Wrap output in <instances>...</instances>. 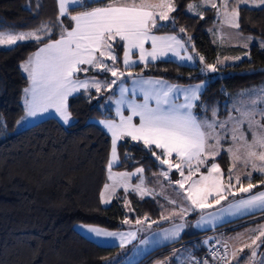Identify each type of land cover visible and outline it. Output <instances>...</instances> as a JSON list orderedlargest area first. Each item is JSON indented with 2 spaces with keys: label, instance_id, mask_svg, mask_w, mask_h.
Instances as JSON below:
<instances>
[{
  "label": "trees",
  "instance_id": "trees-1",
  "mask_svg": "<svg viewBox=\"0 0 264 264\" xmlns=\"http://www.w3.org/2000/svg\"><path fill=\"white\" fill-rule=\"evenodd\" d=\"M190 1L193 0H175V26L168 22L154 31L174 32L184 40L191 36L196 51L209 64L216 63L219 53H247V56L219 65L216 73H202L200 64H181L172 59L156 60L147 67L137 64L125 70L122 42L114 43L113 47L121 71L183 85L208 81L200 96L203 105L197 102L195 112L198 116H209L213 107L218 108L241 90L264 81V49L256 44L249 48L214 44L208 32L215 19L213 9H207L203 18L191 15L185 12ZM105 2L99 0L98 4L90 6H102ZM69 10L75 14L82 9L71 6ZM58 16L57 0H0V30H30L45 22L52 26L51 38L58 39ZM60 19L65 26L71 25L68 17ZM238 23L242 33L264 37V5L240 6ZM180 27L186 32L180 33ZM46 42L47 37L40 42L23 41L11 48L0 47V123L6 124L0 128V264H102L117 246L102 245L86 237L77 230L78 223L118 230L125 227V218L156 219L163 213L165 204L152 196L141 198L133 191L119 192L108 205L101 202V192L109 177L111 137L96 119L115 117L109 100L114 88H101L100 94L91 89L69 97L72 120L68 124L47 117L13 132L18 119L25 114L23 90L29 84L21 65ZM93 74L111 77L110 73L90 68L88 73H80L79 78ZM227 113V110L219 112L220 115ZM152 151L161 155L162 150L155 147L149 150L142 142L125 138L118 145L120 160L114 169L141 166L145 177L151 179L164 168ZM215 160L224 170H229L230 158L226 151ZM260 181H264V175L255 173L251 183L257 187L252 192L264 188ZM241 182L247 186L249 180ZM125 200L130 208L125 207ZM206 234L196 231L194 236L176 245L155 249L152 255L187 245V241L193 245L189 252L193 256L201 255L214 239L210 235L205 237Z\"/></svg>",
  "mask_w": 264,
  "mask_h": 264
},
{
  "label": "snow or ice",
  "instance_id": "snow-or-ice-1",
  "mask_svg": "<svg viewBox=\"0 0 264 264\" xmlns=\"http://www.w3.org/2000/svg\"><path fill=\"white\" fill-rule=\"evenodd\" d=\"M230 2L231 10H229ZM98 3L99 0H58L59 16L56 21L60 27L58 39L51 38L52 26L45 22L27 31L0 30V46L8 48L18 42H40L47 37V42L43 43V46L21 65L30 82L29 87L23 90L26 116L34 117L39 113L54 109L67 124L72 120L68 105L70 96L81 90L88 93L91 89H95L97 94H100L102 87L110 89L119 81L120 96L116 99V115L119 117V122L111 119L100 121L111 134V158L108 169L109 179L113 181L111 185H104V192L101 193L102 203H111L112 197L116 195L117 185L127 192L129 190L128 179L144 171L143 168H138L135 173L112 174L111 172L114 162L118 160V141L130 138L134 142H142L146 149L151 150L155 147L162 150L161 155H157L155 151L151 154L162 165L168 166V170L162 171L160 175L168 177L173 168L179 172L181 179L175 181L174 186L178 185L183 190L185 182L192 181L186 189L188 195L185 199L189 200L191 206L194 207L186 209L181 205L180 209L184 216L189 210L199 209L203 212L212 208L213 204L208 202L209 198L214 201L215 205H221V201L228 199V196L224 194L226 191L235 197L237 193L232 191L233 181L239 185V193L248 194L241 196L240 199H234L227 206L221 205L216 212L201 215L194 227L201 228L209 224L215 226L216 222L223 221L226 215L242 216L256 211L264 212V191L252 194V190L257 185L251 183L253 172L264 175V106H262L264 105V89L247 90L238 94L247 98H241L233 103L232 109L237 112L236 116L229 114L224 120H220L218 109L215 107L212 108L211 118L198 116L195 106L197 102L203 105L200 96L202 91L206 90L208 81L181 86L170 84L162 79H144L139 73L121 71L116 66L117 56L113 44L118 42L123 44L125 70L137 63V60L131 58L134 51L138 53V61L145 67L150 62L168 57L169 54L181 64L195 62L194 56L188 54V47L195 48L191 36L184 40L178 35L154 34V30L166 26L163 22H170L175 26L176 19L170 15L176 11L175 0H106L102 6H90ZM249 3L264 5V0H222L220 5L222 11L217 9L216 0H200L199 5L189 4L187 7L191 11H196L199 7L211 6L212 9L217 10V15L222 17L224 24L239 28V5ZM39 6V4L36 5L37 8ZM70 6L82 10L72 14L69 10ZM198 15L203 18V12H199ZM60 17H68L71 25L65 26ZM179 32L185 33L186 29L180 27ZM242 38L246 41L255 39L254 37ZM149 42L150 49L145 47ZM244 47L247 48L248 44L245 43ZM261 47H264V41L261 42ZM181 52L185 54L181 55ZM231 59L239 60L241 57ZM109 60L112 62L111 65L107 62ZM199 61L203 62L204 57L199 56ZM218 63H223V61H218ZM90 68L110 73L114 79L110 82L101 81L95 77L80 79L79 74L88 73ZM217 71L216 64H206L201 68L202 73H216ZM125 76L133 78L134 87L131 91L135 94L139 90L143 94L142 102L127 97L130 90L121 79ZM181 98L183 102H179ZM125 105L130 111L127 116L123 115ZM204 110L207 111L206 106ZM136 117L139 118V123L134 122ZM23 119L24 117H21V120ZM245 126L247 131H245ZM4 127L6 124L0 123V128ZM249 133L251 139L248 138ZM222 142H230L225 151L233 162L228 170L227 184L224 182V172L218 163L212 162L206 174L200 172L201 166L207 165L209 160L214 161L215 157L220 155L223 148ZM173 155L179 163L171 160ZM237 163L251 170L234 175ZM185 169H187V175H185ZM196 173H199V179L192 180ZM242 176L249 180L247 186L241 182ZM115 177H120V180H116ZM139 180L140 183L132 186L131 190L138 193L141 198L145 195H153L152 190L143 186L144 178L140 176ZM260 183L264 184V181ZM170 202L176 204L175 200ZM128 204L129 202L125 200V207H128ZM162 219H169V217L162 216ZM144 220H148V217L145 216ZM123 223L129 224L131 221L125 218ZM135 223L141 225L144 221L137 218ZM151 223H156V221ZM84 227L96 237H119L121 248L126 242L135 239L137 235L136 231L122 233L89 225ZM187 227L188 224L181 216V222L174 224L170 229L162 230V236L158 237V240L176 241ZM251 231L259 234L251 238V243L244 245L251 251L248 257L249 264L255 261L257 250L261 244H264V239H262L264 238V225ZM141 243H146V241H141ZM217 243L222 244L223 247L222 253L221 249L214 247L211 250L210 255L214 264H232V260H236L239 264L236 253L242 252L243 247L233 249L231 259H229L227 241L218 240ZM177 251L179 250H173L174 256ZM176 259L177 264H209L207 258L198 259L190 252L186 257L182 254ZM109 264H116V262L111 261ZM161 264H169V260L162 261Z\"/></svg>",
  "mask_w": 264,
  "mask_h": 264
},
{
  "label": "rangeland",
  "instance_id": "rangeland-1",
  "mask_svg": "<svg viewBox=\"0 0 264 264\" xmlns=\"http://www.w3.org/2000/svg\"><path fill=\"white\" fill-rule=\"evenodd\" d=\"M216 2H217V9L222 11L223 9L220 8L222 0H216ZM189 4L199 5L200 0L190 1L187 4V6ZM242 5L243 4L239 5V8ZM187 6L185 7V12H187L191 15H195V16H199L198 15L199 12H203V16H205L207 9H212L211 6H206V7H199L196 9V11H191L188 9ZM247 6L261 7L263 5H256V4L249 3V4H247ZM231 8H232V4L230 2L229 3V10H231ZM213 11L215 13V19H214L213 24L208 27V32H209L211 40L214 44H216L220 47H224V46H241V47H244L245 43H247L248 44L247 48L251 47L254 44L261 47V42L264 41L263 36L255 35L253 33H247V34L242 33L239 30V28H233L227 24H224L222 17L217 15V10L213 9ZM170 15L173 16V13H171ZM238 19H239V17H238ZM158 23H161V22L158 21ZM163 23L166 24L168 22H163ZM17 31H27V30H17ZM238 33L240 34L239 36L237 35ZM242 37H254L255 39H253L251 41H246ZM0 47H4V46H0ZM261 48L264 49V47H261ZM190 51L194 55V58L196 59L197 64H200L201 68L204 67V65L209 64L205 60L203 62L199 61V56H202V55L199 54L195 48L193 49L191 47ZM246 56L247 55H242V54H240V55H238V54H236V55L235 54L222 55L221 53H219L217 55L216 63H211V64H216V66L218 67L219 65H225L228 63H234V62L240 61L242 58H244ZM136 57H138L137 52H133L132 58L135 59ZM234 57H241V59H239V60L231 59ZM225 58H229V59H225ZM218 61H223V63H218ZM107 62L110 65L112 63L110 60ZM122 63H123V56H122ZM138 64H142V63H138ZM116 66H117V64H116ZM99 80H101V81L107 80L110 82L112 79H104L101 77ZM113 86H112V88H113ZM112 88H110V89H112ZM259 89H264V81L262 83L256 85V86L252 87V88H247V90H253V91H256ZM247 90L242 91V92H246ZM112 96H113V93L109 95V97H112ZM241 98L246 99L247 97L246 96L241 97L240 95H235L231 99L237 101ZM23 101H24V97H23ZM231 115H235V113L233 112V113H231ZM204 116L205 115H201V117H204ZM21 117H24V119L21 120ZM21 117L18 119L19 123L17 121V124L14 127L13 132L18 131L20 129H23L24 127H26L27 125L30 124L29 120L26 117V114L22 115ZM249 137L251 138L250 134H249ZM228 146H229V142L226 145L225 144L223 145L222 150L225 151V149ZM172 161L174 163H179V161H174V160H172ZM209 162H210L209 164L207 163V165L200 167V172H204L206 174L207 168L211 165L212 162L218 163L220 165V168L224 172V182H225V184H227L228 183V180H227L228 170H224L222 164L219 163L217 160H214V161L210 160ZM138 168H142V167L137 166V167L130 169V170H119V171L114 170V172L112 169L111 172H112V174L135 173L136 169H138ZM167 170H168V166L164 165V168H162L161 171L158 174H156L155 178H153V182H152L153 185L152 186L147 185V178L145 177L144 172L137 174V175H133L130 177V179H128L127 183L129 184V190L127 192L132 191L131 190L132 186L140 183L139 177L142 176L144 178V185L143 186L145 188L153 191V195H151V196H153V197H155L161 201H164L165 207H164L163 213L159 217H157L156 219L144 220V218H139L142 221H144V223L141 225H137L135 223V220L133 221L131 218H128L131 221V223L125 224L124 228L118 229L116 231H118V232L136 231V233H137L136 238L131 239L130 242H126L123 248H121L118 244L117 249L113 253H111L109 256H106L103 259L102 264H109V262H111V261H115L116 264H145L146 262H147V264H161V262L165 261V260H169V264H177V259H176L177 256H181L183 254V256L186 257L188 255L190 248H192V246H193L190 243V241H187V243H188L187 245H184V246L178 245V246H174L170 249H167L169 251H167L166 253L164 252L166 250H164V251H161L155 255H152V252L157 248H160V247L164 248V247H168L171 245H176L180 241L185 240V239H189L192 236H194V233L197 231L194 227V215H196V213H200V211H201L199 209H197L195 211L189 210L186 216L183 215V213L181 212V209H180L181 205L186 209H191V207H194V206H191V202L189 200L185 199V197L188 195L186 189H188V187L192 181L191 180L186 181L185 182V188L182 190L179 188L178 185L174 186V182L181 179L180 175L177 178H175V176H173V171L176 170L175 168H173L169 172L168 177H164V176L160 175V173L162 171H167ZM246 170H251V169L250 168L245 169L243 166L239 167L236 165V168L234 169V175L235 174H242ZM253 173L255 174L257 172H253ZM187 174H188L187 169H185V175H187ZM254 174H252V176ZM242 178H243V176H242ZM115 179L120 180V177H115ZM196 179H199V173H196L192 177V180H196ZM112 183H113V181L110 180L108 177L105 184L111 185ZM233 184H234V187L232 188V191L234 192L237 189H239V185L236 184L235 181H233ZM121 191L124 193H127V192H125L123 187H120L119 185H117L116 194H118ZM102 192H104V186H103ZM224 194L227 196L228 192L226 191ZM115 196H113L112 199ZM147 196L148 195H145L144 197H147ZM172 200H175L176 204H172L170 202ZM209 201H212L211 198H209ZM102 204H104V203H102ZM104 205H108V204H104ZM129 206L130 205H128V207ZM162 216L163 217H169V219H162ZM181 216H183L184 221L188 224V227L181 233L180 238L178 240L172 241V242L164 241L162 239L158 240V237L162 236V230L170 229L174 224L181 222ZM152 221H156V223H151ZM85 225H88V224L78 223L76 225V228L78 231H81L84 235H86V237L96 241L97 243L102 244V245H106V246H111L113 242L119 243V237H116V240H113L114 238H112V237H96L93 233H90L88 231V229L84 227ZM149 225H151V226L149 227ZM262 225H264V224H262ZM262 225H260V226H262ZM89 226L98 227L96 225H89ZM99 228H101V227H99ZM257 228H258V226L253 227L252 229H257ZM103 229H105V228H103ZM106 230L111 231L109 229H106ZM258 234H259L258 232L251 231V235L249 237L250 241H248V243H251V238H255V236H257ZM262 239H264V238H262ZM141 241H146V243H141ZM257 243H259V241ZM174 249L179 250L176 252L175 256L173 255ZM241 254L244 256L240 259V262L241 263L243 262V264H249L248 257L251 255L250 249L245 247L244 250L241 252ZM263 254H264V244H261V246L257 250V257H256L255 261L252 262V264H261V257L263 256ZM232 263L237 264V261L232 260Z\"/></svg>",
  "mask_w": 264,
  "mask_h": 264
},
{
  "label": "crops",
  "instance_id": "crops-1",
  "mask_svg": "<svg viewBox=\"0 0 264 264\" xmlns=\"http://www.w3.org/2000/svg\"><path fill=\"white\" fill-rule=\"evenodd\" d=\"M58 1V0H57ZM71 7V6H70ZM154 34L156 35H161V36H164V35H178L174 32H155L154 31ZM179 36V35H178ZM181 39H183L181 36H179ZM43 45H41L40 47H42ZM39 47V48H40ZM146 48L150 49L151 47V44L150 42L148 44L145 45ZM37 48L34 52L38 51ZM191 47H188V54H192V52L190 51ZM33 52V53H34ZM124 52V51H123ZM135 52V51H134ZM32 53V54H33ZM133 54V53H132ZM138 54V53H137ZM185 53L181 52V55H184ZM193 55V54H192ZM194 56V55H193ZM132 58V57H131ZM133 59V58H132ZM161 59H172V60H175L171 54H169L168 57H165V58H161ZM161 59H158V60H161ZM133 60H137V63H140L138 61V57H136L135 59ZM176 61V60H175ZM179 62V61H177ZM184 64H187V65H196L197 64V61L195 59V62H188V63H184ZM135 66V65H134ZM88 77H95L96 79H100L102 76L100 75H96V74H93V75H87V76H84V77H80V79H85V78H88ZM140 77L144 78V79H147V78H152V79H162V80H165L163 78H160V77H154V76H143V75H140ZM104 79H107V77H102ZM110 79H114L112 76L110 77ZM121 79L124 80L125 82V86L127 88H129V92L127 93V97L129 99H134L136 100L137 102H142L143 100V94L141 92H139V90H137L135 92V94L132 93L131 89L134 87V84H133V78L132 77H122ZM165 81H168V80H165ZM206 80H203V81H198V82H194V83H190V84H176V83H173V82H170L168 81L170 84H176V85H181V86H189V85H195V84H199L201 82H204ZM30 84V82H29ZM29 84L27 87H29ZM119 86H120V83L119 81H117V84L113 86L114 88V93H113V96L111 97L110 99V103L112 105V108L114 110V113H115V117L114 118H99V119H96V122L99 123L100 125H102L104 127V125L102 123H100V121H103V120H106V119H111V120H115L117 123L119 122V117L116 115V99L119 98L120 96V92H119ZM256 86V85H255ZM254 87V86H253ZM252 88V87H251ZM247 89H243L241 90L240 92H238L236 95L240 94L242 91H245ZM81 91H84V90H81ZM80 91V92H81ZM79 93V92H78ZM77 94V93H75ZM73 94V95H75ZM72 95V96H73ZM71 97V96H70ZM179 102H183L182 101V98ZM235 102V100H232L231 98L229 99H226L222 102V104L217 108L218 109V118L220 120H224L229 114L231 113H235V115L233 116H236L237 115V112L233 111L232 106H233V103ZM153 106H154V102H153ZM264 106V105H262ZM223 110H227L228 113L225 114V115H220L219 112L220 111H223ZM130 114V111L128 110L127 106L125 105L124 108H123V115L127 116ZM212 115V114H211ZM211 115H205L207 116L208 118H211ZM27 119L29 120L30 124H33L35 122H38L44 118H47V117H55L57 118L58 120H60L62 123L63 120L59 117V115L55 112L54 109H49L47 112H43V113H39L38 115L34 116V117H29V116H26ZM257 119H259V117H257ZM71 122V121H70ZM134 122L136 123H139V118L136 117L134 118ZM29 124V125H30ZM66 124V123H64ZM68 124V123H67ZM105 128V127H104ZM105 130L107 131V129L105 128ZM245 131H247V127L245 126ZM108 132V131H107ZM109 133V132H108ZM250 134V133H249ZM110 137H111V134L109 133ZM251 136V134H250ZM248 138L251 139L248 135ZM121 141V140H120ZM120 141H118L117 143V156H118V160L116 162H114L113 164V172L114 170L116 171H119L117 169H114L115 166L119 163V154H118V145L120 143ZM228 142H222V144L226 145ZM230 143V142H229ZM224 150H222L221 152H223ZM220 152V153H221ZM217 157V156H216ZM215 157V158H216ZM111 158V157H110ZM230 158V156H229ZM172 160L174 161H178L176 156L173 155L171 157ZM232 160L230 158V167H232ZM208 164H209V161H208ZM237 166L239 167H242L241 164L237 163L236 164ZM111 169V170H112ZM161 171V170H160ZM159 171V172H160ZM158 172V173H159ZM156 173V174H158ZM156 174H154V176L151 177V179H147V185L149 186H152L153 185V178H155ZM254 174V173H253ZM173 176H175V178L179 177V172L174 170L173 171ZM244 179V178H242ZM261 191H264V188L263 189H260V190H257V191H254L252 192V194H255V193H258V192H261ZM237 193V195L235 197H233L232 195H227L228 196V199L227 201H221V205L223 206H227V204L231 201H233L234 199H240L241 196H246L248 194H243V193H239L238 189L236 191H234ZM153 197V196H152ZM212 200V199H211ZM210 204H213V207L212 208H209V209H206L204 210L203 212L200 211V213H196V215H194V225H195V222L200 218L201 215L207 213V212H216L217 209L221 206V205H215L214 204V201H208ZM264 224V212H260V211H256L254 213H251V214H248V215H242V216H225L224 220L223 221H217L215 226L209 224V225H204L203 227L201 228H196L195 229L197 231H204V232H207L206 236L207 235L210 237H214V238H218L220 241H227V244H228V249H229V259H231V253L233 251V249H240V248H245L244 245L248 243V241H250V235H251V230L253 227H257V226H260ZM242 226V227H240ZM100 227V226H98ZM237 227H240V229H237V230H234L235 228ZM101 228H104V227H101ZM220 228V229H219ZM107 229V228H105ZM111 231H116V230H112V229H109ZM80 233H82L81 231H79ZM118 232V231H116ZM123 233V231H121ZM83 234V233H82ZM84 235V234H83ZM86 236V235H85ZM113 240H116V237L113 239ZM119 243H115L113 242L111 246H118ZM237 257H238V261H239V264H243V262L241 263L240 262V259L244 256L241 254V252H237L236 253ZM262 262H264V254L263 256L261 257V264ZM234 264V263H232Z\"/></svg>",
  "mask_w": 264,
  "mask_h": 264
},
{
  "label": "built area",
  "instance_id": "built-area-1",
  "mask_svg": "<svg viewBox=\"0 0 264 264\" xmlns=\"http://www.w3.org/2000/svg\"><path fill=\"white\" fill-rule=\"evenodd\" d=\"M218 240L219 239H217V238H214L213 240H211L209 242L208 246L206 247V250L204 251V253L201 255H196L195 257H197L198 259L207 258L209 264H214L213 258L210 255V252H211V250H213V247L216 249H221V253H222V247L223 246H222V244L217 243Z\"/></svg>",
  "mask_w": 264,
  "mask_h": 264
}]
</instances>
